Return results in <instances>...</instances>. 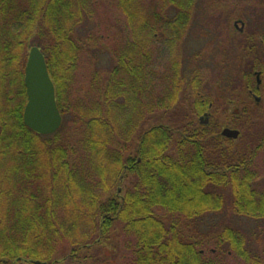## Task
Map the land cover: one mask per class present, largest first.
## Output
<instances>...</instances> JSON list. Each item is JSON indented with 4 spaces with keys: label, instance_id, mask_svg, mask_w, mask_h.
Segmentation results:
<instances>
[{
    "label": "trees",
    "instance_id": "trees-1",
    "mask_svg": "<svg viewBox=\"0 0 264 264\" xmlns=\"http://www.w3.org/2000/svg\"><path fill=\"white\" fill-rule=\"evenodd\" d=\"M210 2L0 0V264H106L109 245L121 264H262L264 134L230 138L198 121L212 61L172 55ZM255 21L256 32L264 15ZM159 40L165 65L150 57ZM33 45L63 117L52 134L23 118ZM248 54L234 56L251 62L243 80L218 75L229 91L262 68ZM232 212L259 223L256 239Z\"/></svg>",
    "mask_w": 264,
    "mask_h": 264
},
{
    "label": "rangeland",
    "instance_id": "rangeland-1",
    "mask_svg": "<svg viewBox=\"0 0 264 264\" xmlns=\"http://www.w3.org/2000/svg\"><path fill=\"white\" fill-rule=\"evenodd\" d=\"M220 1H222L221 4ZM261 2H264V0H211L210 3L205 4L204 11H202L197 18H194L190 27H188L183 35L184 39H182L180 43H176L174 47L175 49H172V55L176 56L175 58H177L186 57L188 56V54H190L192 57L197 58L198 64H200L201 66L209 65L212 61L211 65L213 69L205 71V74L207 73L208 75L209 73H211L216 75L215 79H217V81H220L218 75L222 74V69L225 67L229 69L230 75L235 76V78L240 77L243 80V73L250 70L249 65L251 64V62L249 60H245L249 58H245L244 60L240 61L236 60L234 56L240 55L242 57H245V55H247V53H250L251 49L254 48L255 51L256 49L258 50L256 51V53H258L259 56L262 55V58H264V45L261 44V46H259L257 40L250 41V43H248L247 41L244 42V45H241L239 49H236V53L234 54L233 44H235V42L241 41L242 38H240L238 34L239 38H233V41H229L230 36H236V33L238 32V30L234 28L233 20L242 19L246 22V30L243 33L245 34V36L261 39L262 37H264V27H261L260 30L257 29V31L255 32L254 30L256 28H253L252 26V21L254 23L256 22L255 19L259 18L261 14L264 15V5L261 4ZM259 5L260 8L257 9ZM217 14H219L220 17L219 20H221V22L224 24L217 22L218 20H215V22L214 20H212V18L217 16ZM227 14L229 15L228 20L231 17L229 21L225 20V15L227 16ZM216 23H220L221 26H216ZM262 25L264 26V24ZM218 39H221V42L218 43ZM150 46L151 59L159 58L157 60L163 65L169 63L170 55L165 52L163 55H161L160 52V50H162L164 46H166L164 44V41L159 40L156 44L151 43ZM229 49L232 52H230ZM217 51H220L222 53L217 54ZM259 51L261 53H259ZM198 54H202V58L199 57ZM103 60V63L106 64L108 62V56L105 55ZM204 61H207V63ZM235 64L236 66L239 65L240 67L242 66L244 68L241 71H236L234 68ZM262 64L263 65L261 69H256L262 70V85L261 89L258 91V94H260V96L262 95V99L260 101H255L247 95V88L249 86L255 89L256 78L254 73L253 76L251 75L246 79V83L243 86H239L240 88H235L231 91L228 90L227 83H221V81L220 83H218L217 81H215L207 84L211 88V91L209 92L211 97L209 104H211V108L210 111L206 112L209 113V118H207V115L204 116V113L203 115L198 117L197 120L201 121V117L204 116V119L207 118L210 121L214 119L215 121L224 124L223 122L226 119L236 118V124L233 125L237 126L241 130L240 137H251V134H253V132L255 131H259L260 133L264 134V62ZM83 69H79L78 71L79 78L83 74ZM230 98L236 99L237 103H235V105H230ZM244 104H247V106H244ZM237 109H240L241 113L238 117H234L233 112ZM128 185L129 180L123 183V186L125 188ZM230 215L234 218L235 223L241 225L249 232H252V238L256 239L255 231H257L256 227L259 223L255 219L241 217L235 212L230 213ZM225 216V213H221L216 216V218H222ZM213 220L214 218H210L208 222H212ZM118 239L119 238L116 237V241H119ZM254 244L255 246H257L256 243ZM258 247L261 248L260 250H264V243H260ZM116 253V248H113L112 245L107 246L105 255L107 257H110V260L106 264H121L118 260V257L114 258ZM260 253V261L262 262V264H264V259H262L264 258V253L262 254V251ZM231 264L239 263L236 260H233Z\"/></svg>",
    "mask_w": 264,
    "mask_h": 264
},
{
    "label": "water",
    "instance_id": "water-1",
    "mask_svg": "<svg viewBox=\"0 0 264 264\" xmlns=\"http://www.w3.org/2000/svg\"><path fill=\"white\" fill-rule=\"evenodd\" d=\"M24 82L27 93L23 113L25 124L41 134L56 132L62 125L63 117L57 105L55 84L50 76L46 58L36 45L30 48L28 54ZM239 133L238 129L229 127L222 130L223 135L231 138H237Z\"/></svg>",
    "mask_w": 264,
    "mask_h": 264
},
{
    "label": "flooded vegetation",
    "instance_id": "flooded-vegetation-1",
    "mask_svg": "<svg viewBox=\"0 0 264 264\" xmlns=\"http://www.w3.org/2000/svg\"><path fill=\"white\" fill-rule=\"evenodd\" d=\"M245 23L246 22L244 20H242V19H234L233 20L234 28L237 29L238 32L236 33V36H234V35L230 36V40L229 41H233V38H239V37L241 38L240 35L238 37V34H241V33H244L245 32V30H246ZM227 33H229V32H227ZM218 40H219L218 43L221 42V39H218ZM244 40L245 41H248V43H250V41L257 40L259 46H261V44L264 45V37H262L261 39L260 38L256 39V37L255 38H252V37L246 36L244 38ZM256 51H258V50L256 49ZM220 53H222V52L217 51V54H220ZM259 53H261V52L259 51ZM245 56H249V54L247 53V55H245ZM253 73H254L255 78H256V80H255V89H253L252 87L249 86L247 88V92H248L247 95L249 97H251L255 101H260L262 99V95L260 96V94H258V91L261 89V85H262V79H261L262 70H255V71H253ZM235 103H237L236 102V99H234V98H230L229 99V104L230 105H235ZM210 106H211V104H210ZM244 106H247V104H244ZM238 108H240V107H238ZM240 113H241V110L240 109H237V110H235L233 112V116L234 117H238ZM208 114L209 113H206L205 112L204 116H206V115L208 116ZM204 116L201 117V120L203 122L209 121V119H207V118H209V116L206 119H204ZM205 120H207V121H205ZM236 120H237L236 118L226 119L223 122L224 123V126H223L222 130L225 127H229V128H232V129H238L240 131L239 135H241V130L237 126L233 125V124H236Z\"/></svg>",
    "mask_w": 264,
    "mask_h": 264
}]
</instances>
